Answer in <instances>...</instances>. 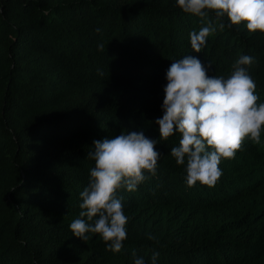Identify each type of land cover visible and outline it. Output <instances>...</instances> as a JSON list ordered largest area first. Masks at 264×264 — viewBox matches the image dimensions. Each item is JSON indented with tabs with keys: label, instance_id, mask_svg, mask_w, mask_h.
I'll return each mask as SVG.
<instances>
[{
	"label": "trees",
	"instance_id": "obj_1",
	"mask_svg": "<svg viewBox=\"0 0 264 264\" xmlns=\"http://www.w3.org/2000/svg\"><path fill=\"white\" fill-rule=\"evenodd\" d=\"M214 15L201 21L177 0H0V264H134L133 253L146 264L154 253L156 264H264V131L221 160L215 187L190 188L186 164L170 155L181 135L161 141L155 123L166 73L186 55L225 78L241 55L253 57L264 103V33L228 28L225 16L224 30L192 51L189 34ZM125 131L158 141L160 159L136 191L117 190L128 223L114 253L69 225L94 140Z\"/></svg>",
	"mask_w": 264,
	"mask_h": 264
},
{
	"label": "clouds",
	"instance_id": "obj_2",
	"mask_svg": "<svg viewBox=\"0 0 264 264\" xmlns=\"http://www.w3.org/2000/svg\"><path fill=\"white\" fill-rule=\"evenodd\" d=\"M177 6L201 21L209 12L215 14L214 22L189 34L192 51L196 53L201 52L217 28L224 30L225 16L230 21L228 28L245 23L250 33H264V0H177ZM98 47L103 50L104 46L101 43ZM253 63V57L241 55L227 78L209 77L201 61L191 55L174 61L168 69L164 114L155 123L161 141H167L176 132L181 135L170 155L178 165L186 164L188 187L197 182L215 187L223 175L219 167L222 159H234L247 138L260 143L264 103H258L256 84L248 72L247 66ZM93 143L87 159L94 162V167L90 169L87 187L80 193V218L69 227L82 241L89 240V234H98L109 251L119 253L127 239L128 218L117 190L123 187L134 192L149 179L145 173L156 175L160 159L155 150L158 141L147 138L143 131H125ZM158 255L153 254L152 264H156ZM133 256L134 264H146L144 258L136 257L135 253Z\"/></svg>",
	"mask_w": 264,
	"mask_h": 264
}]
</instances>
